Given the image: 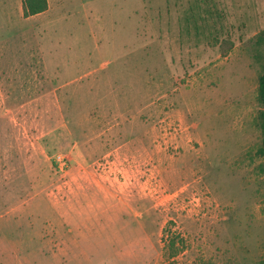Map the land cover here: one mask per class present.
<instances>
[{"label":"rangeland","instance_id":"obj_1","mask_svg":"<svg viewBox=\"0 0 264 264\" xmlns=\"http://www.w3.org/2000/svg\"><path fill=\"white\" fill-rule=\"evenodd\" d=\"M46 5L0 0V264L264 263V0Z\"/></svg>","mask_w":264,"mask_h":264},{"label":"trees","instance_id":"obj_2","mask_svg":"<svg viewBox=\"0 0 264 264\" xmlns=\"http://www.w3.org/2000/svg\"><path fill=\"white\" fill-rule=\"evenodd\" d=\"M21 5H22V12L24 17H29L37 13H42L47 9L46 0H21ZM231 45L232 43L230 41H226V40L224 41L223 48L225 49V51L222 52L224 55L226 54V51L231 48ZM257 93H258L259 103L261 104L262 107V111L260 115H258V119L260 121V128L263 134V143L261 146L260 153L263 154L264 156V68H263V73L258 80ZM180 249L181 248L177 246L175 241L173 240L170 241L169 249H168L169 258L172 259L173 257H175Z\"/></svg>","mask_w":264,"mask_h":264}]
</instances>
